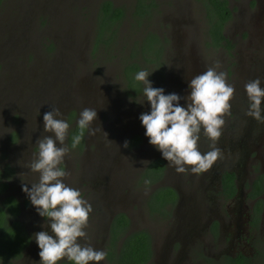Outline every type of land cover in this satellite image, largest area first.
I'll list each match as a JSON object with an SVG mask.
<instances>
[{
	"label": "rangeland",
	"instance_id": "rangeland-1",
	"mask_svg": "<svg viewBox=\"0 0 264 264\" xmlns=\"http://www.w3.org/2000/svg\"><path fill=\"white\" fill-rule=\"evenodd\" d=\"M101 1L0 0V168L8 176V190L24 200L23 217L28 221L36 207L23 186L30 189L39 182V173L29 165L38 158L37 141L52 135L44 131V114L58 108L62 115L57 119L69 124L63 145L69 152L59 165L66 173L62 180L80 191L96 213L95 219L105 221L112 210L125 206L121 203L125 197L132 200L145 191L137 177L145 162L163 158L150 144L140 120L142 113L151 111L144 83L140 92H126L122 69L130 54L135 50L138 57L133 54L131 59H140V71L149 74L154 88H163L165 95L178 94L185 108L191 79L218 65L216 70L226 73L227 83L235 89L215 145L221 157L199 174L189 166L178 173L165 159L162 181L180 192L169 217H141L136 204L129 208L134 225L143 222L152 232L159 254L151 264H176L185 254L178 249L182 232L186 238L199 240L204 235L205 208L215 205H208L207 195L219 196L215 191L219 173L232 169L244 189L245 171L264 145V122L246 114L245 90V84L257 78L264 89V0H229L232 14L225 22L223 44L210 41L203 0H154L156 6L146 17L138 13L140 22L133 15V0H112L124 8L125 17L116 24L111 42L95 46ZM148 31L162 39L161 63L139 57V47L135 49ZM146 52L155 56L149 42ZM85 108L97 111L90 126L95 134L85 129L82 147L72 148L69 135ZM137 134L141 140L130 144ZM212 144L202 129L198 150L207 153ZM57 146L62 145L57 142ZM215 206L220 207L218 199Z\"/></svg>",
	"mask_w": 264,
	"mask_h": 264
},
{
	"label": "clouds",
	"instance_id": "clouds-1",
	"mask_svg": "<svg viewBox=\"0 0 264 264\" xmlns=\"http://www.w3.org/2000/svg\"><path fill=\"white\" fill-rule=\"evenodd\" d=\"M217 67H209L206 72L191 79L186 108L180 106L181 97L178 94L165 95L163 88H154L146 71H140L135 76L137 81L144 83L143 94L151 105L150 113L145 112L140 116L146 129L145 135L150 138V144L161 151L163 158L176 167L178 173L186 172V166L195 174L205 172L221 157V150L215 145L221 136L225 123L223 116L231 107L230 100L235 89L227 83L226 73L218 72ZM245 90L249 99L246 114L264 122L261 115L264 89L261 88L260 79L247 82ZM61 115L58 108L44 114V131L52 135L37 141L38 158L29 165L32 172L39 173V182L31 184L30 189L27 185L23 186L32 205L40 216L47 218L51 228V234L48 231L34 234L41 249L40 264H58L65 257L75 264L93 261L99 264L107 253L78 243V238L87 236L84 228L92 207L81 197L80 191L67 186L62 180L66 173L59 165L69 152L68 147L63 146L69 124L57 119ZM96 117V110H82L78 120L80 134L72 138V148L80 144L85 129L95 134L90 126ZM202 129L213 142L211 150L204 154L198 150ZM57 142L62 146L58 147ZM124 146L127 147L128 143L125 142Z\"/></svg>",
	"mask_w": 264,
	"mask_h": 264
},
{
	"label": "flooded vegetation",
	"instance_id": "flooded-vegetation-1",
	"mask_svg": "<svg viewBox=\"0 0 264 264\" xmlns=\"http://www.w3.org/2000/svg\"><path fill=\"white\" fill-rule=\"evenodd\" d=\"M136 2L137 0H133V7ZM229 2L228 0L227 5L232 14ZM140 5L141 9L143 8L141 17H146L150 8L153 9L152 7L156 6V3L154 0H141ZM228 19L224 21L222 29L225 38V22ZM151 159L147 160L145 165L141 167L138 178L142 169ZM164 162L163 173L167 167L165 159ZM0 169L3 170V168ZM237 174L232 169H226L219 173L215 189L219 196L207 195V203L208 205L209 203H215L216 205V199H218L220 207L213 204L205 208L204 235L200 237V240L186 238L185 233L182 232L178 249L184 251L185 254L176 264H264V145L256 153V156L251 158L250 169L247 172L245 171L247 184L244 189L238 183ZM1 182H6V186L3 190H0V199L12 194L18 200V219L21 221L25 232V234H22L27 238V242L22 248V254L17 258H11L6 264H40L39 252L41 249L35 240L34 234L41 231H48L51 234L50 224L47 218L39 215L36 208L35 212L29 214V220L26 221L23 217L24 200L18 194L8 190L9 180L6 174L0 175ZM161 184H166L162 181V177L150 186L143 183L146 189L142 195L132 200H126L127 197H125L121 201L125 206H119L112 210L106 216L105 221H99L98 217L95 219L93 214L96 215V213L90 212L87 226L84 228L87 236L86 238H78V243L84 246L90 245L96 250L105 251L107 254L112 253V255H109L111 260L106 255L105 259L100 261L99 264H117L118 256L116 253L119 251L124 236L134 229H146L151 234L153 250V254L146 264H151L159 254L152 232L143 222L141 225H134V218L129 208L136 204V213L141 217L146 215L163 219L169 217L175 210V204L180 199V192L174 186L172 187L176 190V197L172 204H168L163 208L161 202L158 201L157 206L159 209L151 213L146 203L149 193ZM210 198L211 202L208 201ZM120 212H123L128 219L125 227L126 231L121 235L122 230L120 229L117 237L113 238L110 233V225L113 218ZM58 264H75V262L65 257ZM89 264H97V262L93 261Z\"/></svg>",
	"mask_w": 264,
	"mask_h": 264
},
{
	"label": "trees",
	"instance_id": "trees-1",
	"mask_svg": "<svg viewBox=\"0 0 264 264\" xmlns=\"http://www.w3.org/2000/svg\"><path fill=\"white\" fill-rule=\"evenodd\" d=\"M206 15L209 21L208 31L210 33V41L213 44H223L227 39L222 33L224 21L230 17L231 11L228 7V0H203ZM141 0H137L134 5L133 15L137 21L140 22L138 13L143 15L141 9ZM138 16V17H137ZM125 17L124 8L116 5L111 0H102L97 14V26L94 36L95 46L100 43H108L114 39L116 32V24L120 19ZM149 42L154 46V57L146 52V43ZM139 47V57L161 63L164 45L162 39L156 32L148 31L142 38L135 44V49ZM130 54L127 62L122 69L126 85V92L131 94L137 93L142 90V81H137L135 76L141 69V61L131 59ZM136 57H138L136 55ZM80 134L78 123L75 124L69 135V143L72 146V138ZM141 140L139 134L134 135L130 139V144H137ZM83 137L78 147H82ZM165 162L162 157L152 158L140 173L139 181L146 183L147 186L158 181L163 175ZM5 174V168L0 169V175ZM232 185V184H231ZM6 182L0 183V190H3ZM176 197V190L168 184H161L154 188L148 195L146 203L150 212L158 210L157 203L161 202L163 208L168 204H172ZM19 202L14 195L8 194L0 199V264H6L11 258H17L22 254V248L27 242L26 236L21 221L18 219ZM128 219L123 212L118 213L112 220L110 225V233L113 238L117 237V233L122 230L121 235L126 231ZM112 253H108L107 257L111 260ZM153 254L151 245V234L146 229H134L127 233L116 253L118 259L117 264H146ZM114 256V255H113ZM113 259V257H112Z\"/></svg>",
	"mask_w": 264,
	"mask_h": 264
}]
</instances>
